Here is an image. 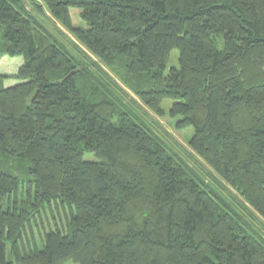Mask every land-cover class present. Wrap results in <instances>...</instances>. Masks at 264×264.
<instances>
[{"label": "trees", "instance_id": "1", "mask_svg": "<svg viewBox=\"0 0 264 264\" xmlns=\"http://www.w3.org/2000/svg\"><path fill=\"white\" fill-rule=\"evenodd\" d=\"M40 1L0 0L1 54L22 59L0 76V264H264L246 211L264 222V0ZM112 75L158 117L172 102L249 218Z\"/></svg>", "mask_w": 264, "mask_h": 264}, {"label": "rangeland", "instance_id": "2", "mask_svg": "<svg viewBox=\"0 0 264 264\" xmlns=\"http://www.w3.org/2000/svg\"><path fill=\"white\" fill-rule=\"evenodd\" d=\"M24 1L26 4H28L26 0ZM27 1H30L32 3L31 5L33 4L41 5L40 0H27ZM43 8L44 7H42L41 9L43 10ZM69 13H70L71 21L74 27H80V28L86 27L80 18L79 9H70ZM45 17H46L45 20L48 21L47 22L44 20L46 28L48 30H51L52 25H53L52 20L49 19L48 14L46 13H45ZM39 19L42 20V18L40 17ZM61 29H62V32H65L63 28ZM1 30H2V27H0V33H1ZM65 34L70 39H72L68 33L65 32ZM1 49H2V45H1V40H0V76L13 75V73H16V71L20 67V64H22V59L20 57L9 58L5 56L4 54H1L2 53ZM96 62H98L102 67H104L106 71H108L107 68H105V66L101 62L99 61H96ZM172 68H178V52L176 50L172 51L170 54V61L167 66L165 75ZM114 79L118 83L119 86L126 89L116 77ZM2 84H4L5 86H10L14 84V81L5 80L4 82H2ZM126 91H127L126 94H128L130 98L135 101V103L130 104L131 107L135 109L137 108V110L140 112L139 115L141 116V118H143V120L146 121L149 124V126H151L152 131H154L157 137L160 138L167 145L171 146L173 149H176L174 145L178 147L179 149L178 153L186 161L188 167L191 170H193L198 177H200L201 179H204L206 184L210 183V184L215 185V187H219V184H217L216 181L220 183L224 189V191H221V193L223 194L224 197H226V200H228V203L231 204V206H233L237 211L240 210L241 212H243L242 208L243 209L246 208L245 207L246 205H244L240 196L234 190H232L229 186H227L213 171H211L210 168L206 164H204L200 160V158H198V156H196L194 152L191 150L189 146V141L193 136V129L192 128L177 129L176 128L177 120L169 118L168 112L170 110L172 102L170 101L162 102L161 108L164 111V115L162 117H158L155 113H153L146 106H144L132 92H130L127 89ZM208 175H211V176L209 177ZM232 198L234 202H231ZM246 209L244 210L251 213L252 217L257 220V221L251 220L252 221L251 223L254 222L257 225V228L259 230L261 229L264 230V222L250 209L248 208ZM243 213L246 215V212H243ZM246 216L248 217L249 215H246ZM52 222L54 223V221ZM52 227L53 229H55V225H53ZM63 264H73V263L66 262Z\"/></svg>", "mask_w": 264, "mask_h": 264}]
</instances>
